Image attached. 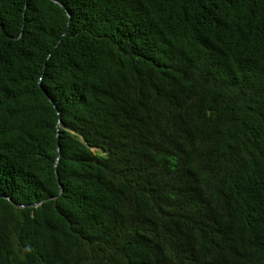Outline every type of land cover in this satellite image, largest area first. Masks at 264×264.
I'll list each match as a JSON object with an SVG mask.
<instances>
[{
    "label": "trees",
    "instance_id": "1",
    "mask_svg": "<svg viewBox=\"0 0 264 264\" xmlns=\"http://www.w3.org/2000/svg\"><path fill=\"white\" fill-rule=\"evenodd\" d=\"M56 1L0 0V264H264V0Z\"/></svg>",
    "mask_w": 264,
    "mask_h": 264
},
{
    "label": "water",
    "instance_id": "2",
    "mask_svg": "<svg viewBox=\"0 0 264 264\" xmlns=\"http://www.w3.org/2000/svg\"><path fill=\"white\" fill-rule=\"evenodd\" d=\"M54 3H56V4H58L59 6H61V7H63L64 8V6L61 4V3H59L58 1H56V0H52ZM68 16L70 17V14L68 13ZM45 202V201H44ZM44 202H41V203H39V204H35V205H30V206H21V205H17V204H14L17 208H19V209H23V208H26V207H33V208H38V207H40L41 205H43L44 204Z\"/></svg>",
    "mask_w": 264,
    "mask_h": 264
}]
</instances>
